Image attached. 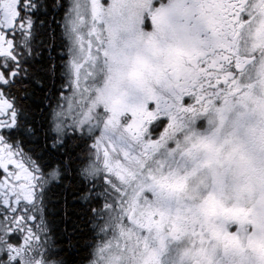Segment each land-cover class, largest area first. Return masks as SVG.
<instances>
[{
    "label": "snow or ice",
    "instance_id": "snow-or-ice-1",
    "mask_svg": "<svg viewBox=\"0 0 264 264\" xmlns=\"http://www.w3.org/2000/svg\"><path fill=\"white\" fill-rule=\"evenodd\" d=\"M191 3L177 10L200 47L177 52L166 65L176 73L174 80L162 82L157 75L156 87L140 82L142 95L130 103L113 91L110 46L121 27L129 32L166 27L168 11L153 4L145 12L143 0H75L65 32L68 91L41 132L14 92L21 71L17 50L28 46L31 21L21 19L20 0H0V264H41L32 255L41 231L35 215L41 171L34 159L40 149L36 141L44 135L53 152L66 127L94 133L90 174L105 193L104 239L93 254L101 264H163L170 245L185 249L179 264H245V250L256 239L252 208L229 205L213 191L191 205L169 202L166 210L162 201L178 199L195 180L196 169L187 167L194 153L210 154L203 165L211 167L232 143L220 140V134L225 126L241 125L244 113L230 117L237 107H246L254 78L264 79V0ZM149 42L154 43L151 35ZM210 112L215 130L201 135L197 122ZM22 141L31 147L25 149ZM236 147H242L238 140ZM98 163L102 167H95ZM56 175L48 172L50 178ZM241 225L253 226L247 243L237 231Z\"/></svg>",
    "mask_w": 264,
    "mask_h": 264
},
{
    "label": "clouds",
    "instance_id": "clouds-1",
    "mask_svg": "<svg viewBox=\"0 0 264 264\" xmlns=\"http://www.w3.org/2000/svg\"><path fill=\"white\" fill-rule=\"evenodd\" d=\"M75 0H70V7ZM145 12L153 4L165 9L169 13L167 26L162 29H143L126 31L123 27L118 32L114 44L110 46L112 54L111 68L112 88L116 96L123 97L131 102H136L142 95L138 91V84L142 82L152 87L157 86L155 77L160 81H173L176 73L170 65L177 52H190L193 47H200L199 41L190 37L186 30L187 18L178 11L179 8L192 7L191 0H143ZM155 11V9H151ZM151 35L153 42L145 43ZM254 87L246 98V107H237L236 112L230 118L236 119L244 113L239 127L225 126L220 134V140L228 139L232 143L224 145V155L220 163H214L211 167L203 165L204 160L211 155L201 151L194 153L193 159H189L187 167L189 171L196 169L195 180L186 183L185 191L171 198V201H162V207L166 210L169 202L173 205L198 203L199 199L210 191L216 192L229 205L243 208H252L250 219L254 220L255 241L251 248L245 250V264H262L264 261V79L253 80ZM203 127H197L195 131L201 135L211 136L215 130L216 119L214 113H209L200 118ZM198 121V122H199ZM237 140L242 147H236ZM219 142V141H218ZM95 163V157L89 155V159L80 169L81 175L91 180V165ZM203 165V166H202ZM202 166V167H201ZM102 167V163L95 164ZM59 175V165H53L52 169ZM52 178V179H55ZM220 221L218 220L217 223ZM245 243L253 231L252 225H241L237 228ZM187 247L190 249L191 244ZM184 247L176 246L174 258L179 264L184 252ZM211 255V250L210 253ZM140 255H146L143 249ZM217 257L222 253L215 251ZM88 264H101L98 257L93 258Z\"/></svg>",
    "mask_w": 264,
    "mask_h": 264
},
{
    "label": "flooded vegetation",
    "instance_id": "flooded-vegetation-1",
    "mask_svg": "<svg viewBox=\"0 0 264 264\" xmlns=\"http://www.w3.org/2000/svg\"><path fill=\"white\" fill-rule=\"evenodd\" d=\"M49 2L51 5H48ZM46 3L47 7L44 8ZM68 5L69 0H27V2L20 0V17L21 19L26 17L31 21V32L28 37L27 48L21 46L17 50L21 62V71L15 78L14 92L16 103L27 111V119L31 123L32 116L23 103V100L28 98L23 89L28 86L26 82L29 80V76L27 74L36 59V51L38 50V55H41L40 47L34 46L38 38L44 36L43 31L39 30L38 27H42L43 22H46L48 17L50 25L55 20L52 24L59 26L57 31L54 28V33H58L59 35L63 30L62 22ZM17 36H20V33H17ZM60 50V53L55 55L54 61L52 62L53 72L56 64L58 69L56 75L51 79V88L48 89L51 92L46 93V99H48L45 104L46 115L40 118V112L37 118L38 127L42 128V132L48 127L52 110L61 103L62 97L67 93L69 87L66 76V63L69 59L68 46L62 44V49ZM57 72L59 74L58 76ZM25 102H29V100ZM203 124V120L197 122L198 127H203ZM6 131H8L11 138V131ZM93 138L94 133H90L87 129L66 127L61 137V143L57 145L56 150L53 152L47 150L50 146V141L44 135L36 141L40 149H38V154L34 156V159L39 161L41 171L40 182L36 187V200L38 205L35 215L36 222L41 226V231L37 234L38 239L35 248L32 250V255L34 258L40 260L41 264H68L63 249L64 242L60 240V234L56 226L58 217L56 212V204L58 203L57 189L61 188V186L65 185L64 188L67 190L72 183L77 184L79 187L77 189L80 190L79 192L75 191L74 194L78 195H76V198L79 199V204L84 206L89 214V218H85L84 224H82V226H88L87 229H89L91 234V240H86L85 245V252L88 255L76 264H88L95 248L103 241L101 240L100 234V229L105 223L101 213L105 203V193L102 183L98 177L88 180L80 173V169L89 159V153L91 151L90 145ZM21 146L25 149L31 147L28 141H22ZM53 165H59V175L55 179L48 176V172ZM73 198L71 197L72 201L74 200ZM63 232L65 233V230Z\"/></svg>",
    "mask_w": 264,
    "mask_h": 264
},
{
    "label": "trees",
    "instance_id": "trees-1",
    "mask_svg": "<svg viewBox=\"0 0 264 264\" xmlns=\"http://www.w3.org/2000/svg\"><path fill=\"white\" fill-rule=\"evenodd\" d=\"M49 3L48 5H51V3ZM45 7H47V3L44 5V8ZM54 21L55 20H53L52 23H54ZM52 23L50 25V20L47 17L46 22H43V26L38 27L39 30L43 31L44 36L38 38L34 46L40 47L41 55H38L37 50L36 59L27 74L29 76V80L26 82L28 86L23 89L28 97L23 100V103L32 116V124L40 131L42 128L38 127L37 118L40 112V118L46 115L45 104L48 101V99H46V93L51 92L48 90L51 88V79L56 75L58 69L56 64L53 72L52 62L54 61L55 55L60 53L62 44L67 46L64 32L61 31L59 35L58 33H54V28L57 31L59 26ZM54 47L55 49H53ZM58 75L57 72V76ZM28 100L29 102H25ZM64 187L65 185L57 189L58 203L56 204V212L58 217L56 226L60 234V240L64 242L63 249L68 264H76L88 255L85 252V245L86 240H91V234L89 229H87L88 226H82L88 212L85 210L84 206L79 204V199L76 198L77 194H74L75 191L79 192L80 190L77 189L79 188L78 185L72 183L67 190ZM71 197L74 199L73 201ZM64 230L65 233L63 232Z\"/></svg>",
    "mask_w": 264,
    "mask_h": 264
},
{
    "label": "rangeland",
    "instance_id": "rangeland-1",
    "mask_svg": "<svg viewBox=\"0 0 264 264\" xmlns=\"http://www.w3.org/2000/svg\"><path fill=\"white\" fill-rule=\"evenodd\" d=\"M69 8H70V0H69L68 9L66 11L65 17H64L63 22H62V24H63V30H64V35H65V32H66V28H67V19H68ZM65 37H66L67 42H68V56H69V59H70V54H69L70 42H69V40H68V38H67L66 35H65ZM69 59H68V61L66 63V72H67L66 76H67V80H68V85L70 83V71H69V68H68ZM101 213H102L103 219L105 221V214H104L103 211ZM100 234H101V240H103L104 239V233L101 232ZM175 251H176V245H170L168 251L164 255L163 264H170V261L175 256ZM92 258H93V255L91 256V259ZM162 259H163V257H162Z\"/></svg>",
    "mask_w": 264,
    "mask_h": 264
},
{
    "label": "bare ground",
    "instance_id": "bare-ground-1",
    "mask_svg": "<svg viewBox=\"0 0 264 264\" xmlns=\"http://www.w3.org/2000/svg\"><path fill=\"white\" fill-rule=\"evenodd\" d=\"M85 218H89V214H87V215L85 216Z\"/></svg>",
    "mask_w": 264,
    "mask_h": 264
}]
</instances>
